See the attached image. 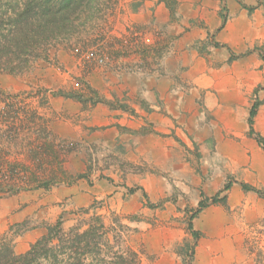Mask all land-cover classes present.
Masks as SVG:
<instances>
[{"label": "rangeland", "instance_id": "1", "mask_svg": "<svg viewBox=\"0 0 264 264\" xmlns=\"http://www.w3.org/2000/svg\"><path fill=\"white\" fill-rule=\"evenodd\" d=\"M108 1L87 25L68 39L55 42L48 57L33 62L23 74L0 73V242L10 243L18 255L47 235V229L60 218L68 231L87 223L94 214L102 216L113 245L125 248L131 224L140 222L134 219L153 227L180 221L172 217L164 222L152 210L166 211L162 206L167 202L179 203L176 198L181 192L175 183L183 177L190 201H181L188 206L196 203L191 199L197 190L194 182H186L191 178L177 171L159 172L143 139L153 133L150 127L143 129V111L156 112L143 97L158 96L151 82L172 75L162 61L170 42L147 40L149 30L143 21L125 17L129 11L136 13L139 5L131 7L127 0ZM172 77L173 83L166 80V91L174 97L184 91L182 86L190 87ZM257 98L239 115L249 118ZM150 103L156 104L155 99ZM167 112L162 109L157 113ZM256 117L258 131L264 132V101L260 100ZM125 120L132 127L119 123ZM243 123L246 126L247 122ZM175 139L178 149L172 159L185 158L194 178L215 182L217 173L209 162L213 164L217 153L201 152L199 140L187 147ZM164 146L171 148L165 140ZM234 178L229 175L226 181ZM157 182H163L164 192L168 189L171 195L152 204L145 186H151L149 192L154 195ZM219 194L201 203L215 205L212 200ZM133 195L151 215L127 212L126 203ZM225 195L229 199L227 193L220 198ZM254 195L248 208L231 207L229 201L227 206L221 204L231 211L234 224L241 222L245 209L264 211V199ZM232 201L234 204L233 196ZM199 208L197 205L195 210ZM81 209H88L89 215ZM195 210L188 209L181 224L189 223V214ZM197 232L198 240L191 236L192 243L178 250L186 259L193 257L196 247L206 239L205 233ZM243 234L247 263L264 264V217Z\"/></svg>", "mask_w": 264, "mask_h": 264}, {"label": "crops", "instance_id": "2", "mask_svg": "<svg viewBox=\"0 0 264 264\" xmlns=\"http://www.w3.org/2000/svg\"><path fill=\"white\" fill-rule=\"evenodd\" d=\"M127 2L131 7L139 5L137 10L132 9L136 13L129 11L125 17L129 15L132 20L143 21L146 30H149L147 40L170 42L162 60L165 71L179 78L182 84L190 85L182 86L184 91L174 97L175 94L166 91L167 81L173 83V79L170 80L172 75L151 82L158 96L143 97L145 102L151 104L150 109L156 111L150 114L143 111V129L150 127L153 130V133L143 137L149 146L147 153L159 172L177 171L191 178L186 182L191 180L194 189H197L196 193L191 194V199L196 203L191 206L183 203L181 200L190 201V198L189 187L184 177L181 178V182L175 183L180 187V196L176 198L179 203L171 205L167 202L162 206L167 207L166 211L164 208L161 212L159 209L152 210L164 222L172 217L180 221L159 227L143 221L131 224L132 232L126 238L127 246L140 254L141 264H248L243 232L263 219L264 211L245 209L241 222L236 225L231 220V211L221 204H215L204 208L193 219L191 216L195 212L190 213L189 223L181 224V219L188 216V209L195 210L206 198L220 193L229 175L235 176L227 192L231 207L242 205L248 208L255 197V193L245 192L240 183L264 190V150L249 135V118L243 113L239 115L253 98L264 101V61L255 51H264V0ZM243 5L254 10L250 12ZM232 55L236 57L232 58ZM147 85L150 86V83ZM153 98L156 104L150 103ZM158 100L165 101V104L158 103ZM162 109L168 112L157 113ZM256 118L255 130L264 137V132L257 129ZM119 123L130 126L126 120ZM175 137L187 147L199 140L202 143L201 152L217 153L213 164L209 162L210 168L217 173L215 182H202L194 178L190 163L185 158L172 159V153H177L178 149V146L175 149L178 144ZM164 140L170 149L164 146ZM155 188L153 195L149 192L152 187L145 186L152 204L171 195L168 189L164 192L163 182H157ZM126 204L129 214L151 215L137 195L129 198ZM191 223L195 231L205 233L206 239L196 247L193 257L186 259L178 250L185 243H192Z\"/></svg>", "mask_w": 264, "mask_h": 264}, {"label": "trees", "instance_id": "3", "mask_svg": "<svg viewBox=\"0 0 264 264\" xmlns=\"http://www.w3.org/2000/svg\"><path fill=\"white\" fill-rule=\"evenodd\" d=\"M108 0H0V73L23 74L33 62L47 58L55 42L68 39L87 25ZM250 12L254 8L246 7ZM219 46V45H216ZM258 51L264 61V51ZM236 56L232 55V58ZM260 101H255L249 114V135L264 150V137L255 130V117ZM234 181L229 180L213 204L227 206V196ZM245 192L255 193L264 199V190L240 183ZM200 208L191 219L204 208ZM81 213L89 215L88 209ZM132 221H142L134 219ZM47 235L37 240L24 254H16L12 245L0 242V264H141L140 254L126 246L113 245L110 232L102 216L92 215L88 222L79 223L66 231L60 218L50 226ZM191 235L199 239V233L189 225ZM187 264H191L188 262Z\"/></svg>", "mask_w": 264, "mask_h": 264}]
</instances>
